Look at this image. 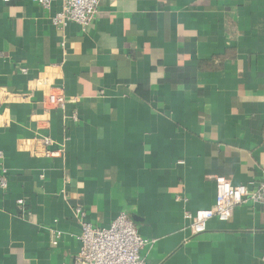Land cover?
<instances>
[{
    "label": "crops",
    "instance_id": "0c3cea01",
    "mask_svg": "<svg viewBox=\"0 0 264 264\" xmlns=\"http://www.w3.org/2000/svg\"><path fill=\"white\" fill-rule=\"evenodd\" d=\"M60 7L0 0V264H73L77 207L125 213L144 264H264L263 205L198 234L184 217L217 177L264 181V0H101L86 30Z\"/></svg>",
    "mask_w": 264,
    "mask_h": 264
},
{
    "label": "built area",
    "instance_id": "2783aa9c",
    "mask_svg": "<svg viewBox=\"0 0 264 264\" xmlns=\"http://www.w3.org/2000/svg\"><path fill=\"white\" fill-rule=\"evenodd\" d=\"M9 0H1L6 3ZM45 10H49L56 1L61 7L52 18L51 23L56 28H62L69 23L86 30L93 23L101 0H31ZM65 96L61 92H52L47 96L50 108H64ZM76 119V116H74ZM42 144L49 146L51 140L43 138ZM46 157H53L54 152L46 151ZM4 154L0 151V189L7 190V171L3 166ZM216 188L215 202L212 208L199 210L193 214L186 213L185 219L190 222L192 233L198 234L206 230L208 221L216 219L228 222L235 208L247 202L264 206V181L254 187L233 186L228 180L217 177L214 180ZM20 210L25 214L23 199L17 200ZM75 214L80 224L78 240L80 249L74 256L73 264H144L141 252L148 241L141 238L133 221L120 213L106 228L94 227L87 220L84 209L77 207ZM55 243V242H54Z\"/></svg>",
    "mask_w": 264,
    "mask_h": 264
}]
</instances>
